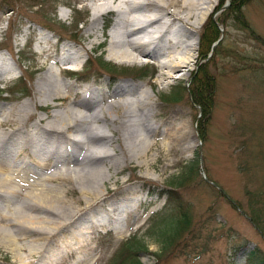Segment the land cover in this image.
Here are the masks:
<instances>
[{"label": "rangeland", "instance_id": "1", "mask_svg": "<svg viewBox=\"0 0 264 264\" xmlns=\"http://www.w3.org/2000/svg\"><path fill=\"white\" fill-rule=\"evenodd\" d=\"M68 1L70 3L66 5L64 0H0V25L3 29L0 35V44L3 47H0V52L9 57L6 49L14 43L13 38L17 39L18 47L12 46L13 58L8 61L11 64L17 62L16 65L12 64L13 75L14 78L20 77L16 82L0 85V89L3 86L10 89L0 92V105H20L33 93L40 72L32 73L27 70L32 63L29 53L31 49L39 48L38 40L42 34L48 37L47 42L55 50H59L63 43L80 48L79 55L71 53L70 60L74 65H69L75 66L71 71L79 70L77 74L68 71L61 73V65H52L60 82L75 83L79 87L74 92L79 93L85 83L99 89L107 85H112L114 89L119 83L138 85L137 90L140 87L139 91L150 94L154 104L148 119L159 127L155 131H148V127L142 125L132 129L116 123L119 129L115 133L117 140L113 144L122 168L112 173L99 187L102 195L90 206L83 208L86 197L81 196L75 183L65 179L66 185L72 187L65 195V211L69 209L72 199L78 196L81 198L75 204L76 211L72 221L66 226L68 228L43 239L45 246L31 256L11 250L10 246L0 241V264H87L88 260H93V264H109L115 249L128 238L126 233L112 234L109 227L99 226L89 236H81L83 245L79 248H75L78 243L75 242L72 244L73 249L67 253L64 244L71 230L84 224L91 214L107 209L120 199L135 197H140L142 202L129 219L131 225L138 227L134 235L144 238L149 250L148 254H139L140 264H245V254L249 249L258 247L264 252V233L248 219L250 203L254 199L252 191H259L264 199V44L261 41H264V0H250L239 9V18L256 33L254 35L243 29L244 25L236 22L233 14L220 18L221 13L227 14L231 11L233 0H213L194 28L197 45L188 68L167 79L159 77L161 67L156 58L138 54V60L134 62L118 57L109 50L108 34L111 33L115 21L114 11L103 16L95 35L89 38L85 32L91 22L88 21L87 12L74 0ZM209 19L217 24L223 38L215 52L209 51L207 58L202 59L204 52L202 54L201 49L205 51V48L201 46L199 39ZM218 19L222 23H217ZM77 21L81 23L76 25ZM28 39V44L23 46ZM89 41L100 42L101 46L92 49ZM42 44L45 43L41 42ZM179 44L171 50L178 53ZM20 49H23L22 52H18ZM24 54L28 56L24 57ZM98 61L111 64L112 69L117 71L106 69ZM199 68L207 71L214 82L212 115L207 122L203 142L197 132L200 108L188 94L192 75ZM142 72L144 74L140 76ZM181 85L185 89L181 90L180 96L177 95L179 98L172 100V92L176 86ZM23 87L28 93L25 96L20 94ZM48 102L53 104L50 100ZM180 121L186 122L189 135L180 136L181 139L174 142L175 144L171 143L177 148V156L172 166L164 167L165 153L159 152L155 147L148 151L147 157H155L153 167L147 168L135 160L128 161L121 157L120 130H123L125 136H145L148 140L160 143L162 137L168 134L166 132L169 126ZM89 127L88 122L87 128ZM74 130L81 131L72 128L64 132L61 138L66 140ZM50 136L56 137L52 134ZM196 156H199V170L192 175V179L184 185L169 186V181L175 178L176 182L185 165ZM81 157L84 162L87 161L83 155ZM90 162L93 165L99 164L95 160ZM35 164L39 165L36 170L40 172L51 167L49 160H36ZM5 166L7 165L3 163L2 168ZM209 181L219 186L225 195L219 193ZM155 186L160 190H168L167 194L173 195L172 200L178 199L183 205L189 204L193 226L190 232L185 230L174 242L173 250L167 248L158 261L154 253L161 252L162 244L158 236L149 234L153 227V220L150 218L154 213L163 211L160 209L167 205V196H149ZM257 200L258 203H251L252 206L262 209L261 198ZM0 203L3 205L6 201L1 199ZM158 217L157 215L154 218ZM261 217L264 222V216ZM27 232L29 231L21 232L25 239L31 236ZM239 247V250H234ZM22 257H26L25 262H21ZM85 257L88 260H83Z\"/></svg>", "mask_w": 264, "mask_h": 264}, {"label": "bare ground", "instance_id": "2", "mask_svg": "<svg viewBox=\"0 0 264 264\" xmlns=\"http://www.w3.org/2000/svg\"><path fill=\"white\" fill-rule=\"evenodd\" d=\"M74 1L82 6L88 14V21H91L85 29L89 38L95 35L103 16L114 11L115 21L111 33L108 34L109 50L118 57H125L134 62L138 60V54L156 58L161 67L159 77L162 79L172 78L174 73L188 68L197 45L194 28L213 2V0ZM69 3L68 0H64V4ZM1 21L0 15V24ZM2 33L0 25V35ZM47 39L46 35L41 34L38 40L39 48L31 49L29 53L32 63L27 70L32 73L40 72L33 93L20 105H0V201L1 199L6 201V204L0 203V241L10 246L11 250L24 252L27 256L39 252L45 246L43 239L68 228L66 226L73 219L75 204H78L81 198L78 196L72 199L67 210L69 212L65 211L63 206L67 204L65 195L72 188L66 185L65 179L79 187L81 196L86 197L83 208H87L102 195L100 192L102 189L99 187L112 176V173L122 168L113 144L117 140L115 133L119 129L116 123L132 129L142 125L148 127V131H155L159 127L149 122L154 103L147 91H139L140 87L137 90L138 85L131 83L118 85L107 100L102 102L98 96L91 99L89 96L86 97V94L74 92L79 86L73 82H60L52 65H61V73H67V69H75V66L69 67L74 65L70 57L71 53L79 55L80 48L63 43L59 50H55ZM12 40L14 41L12 46L18 47L17 39ZM41 42L45 44L41 45ZM89 43L92 49L101 45L100 42ZM177 43H180L178 53L172 51L177 47ZM12 46L6 49L9 57L0 52V81L9 82L14 79L12 64L16 65L17 62L11 64L8 61L13 58ZM26 56L28 55L24 54V57ZM85 88L90 93L100 91L99 88L88 85ZM88 122H101V125L87 128ZM72 128L81 131L74 130L70 134L74 135L72 138L69 135L63 140L62 134ZM119 133L121 157L128 161L135 160L147 168L153 167V161H156L153 156L147 158L148 151L154 147L165 153L164 167L172 166L177 156V148L171 143L175 144L180 136L189 135L185 121L170 125L166 132L168 134L162 137L160 143L148 140L145 136H125L123 130ZM51 134L56 136L53 138L56 145H50L52 150L46 147ZM13 136L20 139V144L17 145L16 151H9L5 142ZM37 142H41L40 148L37 147ZM64 142L78 145L80 152L69 154L64 161L57 160L43 172L36 170V166L39 165H35V161L41 160V156L35 151L45 149L50 154L59 150L64 152ZM156 154L158 156V153ZM81 155L87 161L84 162ZM93 160L99 164H90ZM3 163L7 166L2 168ZM84 225L86 224L71 230L64 244L67 253L73 249V243L78 242L75 248L83 245L82 235H90V230ZM24 230L29 231L27 233L31 235L30 238L25 239L21 235V232H26ZM22 258L21 262H25L26 257ZM92 263L93 260H90L88 264Z\"/></svg>", "mask_w": 264, "mask_h": 264}, {"label": "trees", "instance_id": "3", "mask_svg": "<svg viewBox=\"0 0 264 264\" xmlns=\"http://www.w3.org/2000/svg\"><path fill=\"white\" fill-rule=\"evenodd\" d=\"M250 0H233L231 3V11H229L227 14L221 13L220 18L223 16H227L230 13L234 15L236 22H240L244 25L243 29H249L250 27L244 23L243 20L239 18V9H242V7L249 2ZM221 22L220 19H218L217 23ZM222 23V22H221ZM252 35L253 31H251ZM220 37L219 34V28L217 24L211 19L207 21V25L205 26V30L200 36L201 40V46L204 49H201L202 59H206L207 55L210 51L211 45L214 41H216ZM264 44V41L261 40ZM218 46V45H217ZM201 47V48H202ZM215 52V50H214ZM100 65L106 67V69L111 71H117L112 69V65L104 64L102 61H98ZM201 67V66H200ZM116 69V68H115ZM200 70V71H199ZM197 73H193L192 80H191V87L188 89V94L190 98L196 103L200 108V115L199 119L197 121V132L200 136L201 141L203 142L205 140L206 135V125L208 120L211 118L212 115V109H213V91H214V82L211 75L199 68ZM144 72L140 73V76H142ZM185 86L181 85L176 86V89L171 94V99L179 98L177 95L179 93L181 94V90H184ZM180 96V95H179ZM199 170V156L194 157L192 160H190L186 165L184 171L180 174V176L177 178L175 182V178L170 180L169 186L177 187L179 185H184L187 182H189L192 179V175L197 173ZM214 187V186H213ZM172 189V188H171ZM218 190V189H217ZM171 191V190H169ZM219 193L222 195H225V193L222 191V189L218 190ZM253 198L251 203H258L257 199L261 198L263 207L262 209H256L252 206L250 203V210L249 211V220L252 222L253 225H255L258 230L262 233H264V222L262 220L261 215L264 216V199L261 197V193L258 191H252ZM169 197L173 198L172 194H169ZM260 201V202H261ZM177 202V201H176ZM175 210L171 213H167L162 215L159 219H152L153 220V227L151 229L150 235L158 236L160 239V243L162 244V250L161 252L154 253V256L156 257V260H160L161 254L169 248V250H173L174 242L178 239L180 235H182L185 230H188V232L191 231L193 228L191 223V215L189 211V204L184 203L181 204L179 202L176 204ZM239 248H235L234 250H239ZM234 251V252H235ZM149 252L147 241H145L144 238H132L128 242H126L118 252H116V255L113 258L112 264H140L139 254L140 253H146ZM245 264H264V252L259 249L258 247H254L252 249H249L247 253L245 254Z\"/></svg>", "mask_w": 264, "mask_h": 264}]
</instances>
